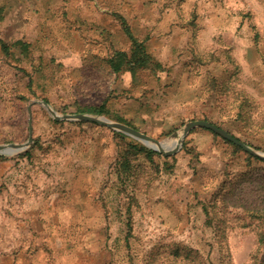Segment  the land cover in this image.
<instances>
[{
	"label": "rangeland",
	"instance_id": "obj_1",
	"mask_svg": "<svg viewBox=\"0 0 264 264\" xmlns=\"http://www.w3.org/2000/svg\"><path fill=\"white\" fill-rule=\"evenodd\" d=\"M0 39V264H264V157L39 102L264 154V0H0Z\"/></svg>",
	"mask_w": 264,
	"mask_h": 264
},
{
	"label": "water",
	"instance_id": "obj_2",
	"mask_svg": "<svg viewBox=\"0 0 264 264\" xmlns=\"http://www.w3.org/2000/svg\"><path fill=\"white\" fill-rule=\"evenodd\" d=\"M40 103H42L43 105H45L50 111L51 113L57 117V118H64V119H82V120H86V121H94L103 125H107L109 127H112L116 130L119 131H123L135 138L141 139L143 141H145L147 144H149L151 147H153L154 149L164 152V153H168V154H172L175 153L178 148L179 145L182 143L183 139L185 138V136L194 128L196 127H205V128H209L212 129L213 131H215L216 133H218L219 135L223 136L224 138L236 143L237 145L242 146L245 150L253 153L254 155H259L264 157V154L262 153V151H258L254 148H252L250 145H248L246 142H244L242 139H240L239 137H237L236 135H234L233 133H231L229 130L225 129L222 126H219L217 124H215L214 122L207 120V119H197V120H192L189 121L181 134H177L176 138H177V143L175 145V147L173 148H168L165 147L166 142L163 140H159L135 127H132L128 124L122 123V122H118V121H113L105 116H96V115H92V114H78V115H72V114H65V115H60L49 103L45 102V101H39ZM33 113L30 107V137L27 143H8V144H3L0 145V153H4V154H8V155H13L19 152H22L24 150H26L33 142Z\"/></svg>",
	"mask_w": 264,
	"mask_h": 264
},
{
	"label": "trees",
	"instance_id": "obj_3",
	"mask_svg": "<svg viewBox=\"0 0 264 264\" xmlns=\"http://www.w3.org/2000/svg\"><path fill=\"white\" fill-rule=\"evenodd\" d=\"M0 40L3 42L4 48H6L7 47L6 42L3 39H0ZM8 50L9 49L7 48V51ZM121 55H124V54L122 52H118V56H121ZM150 59H151L150 55L145 53L144 50L141 49V47H140V49L138 47L137 48L135 47L133 49L132 54H130V55L126 54L125 62L127 60V63L125 65L132 66L133 67L132 70L136 71L138 68H146L148 66V64H149L148 62H149ZM111 62H112V65L115 66L116 69H121L122 68V64L124 62V57H121L120 61H114L112 59ZM99 111L102 112L103 109L101 107H99ZM133 146H134V148L136 150L145 151L146 154H148V155L155 152L154 149H150V148H148L145 145L133 144ZM129 164L130 163H126V165H128V167H127L128 170H130V167H131ZM131 175H132V173H130L128 175V177L131 176Z\"/></svg>",
	"mask_w": 264,
	"mask_h": 264
},
{
	"label": "crops",
	"instance_id": "obj_4",
	"mask_svg": "<svg viewBox=\"0 0 264 264\" xmlns=\"http://www.w3.org/2000/svg\"><path fill=\"white\" fill-rule=\"evenodd\" d=\"M62 193L61 195H59L57 198L51 197L47 200V202L49 203V206L46 204L45 208H44V212H42V216H44L46 219H50V224L53 226L54 221L53 219H55L56 216H58L59 214L57 212H59L60 208H63L64 210L61 211L60 213L65 217V206H58V208L54 205V202L60 203V202H64L65 201V193H64V187L62 189ZM57 209V210H56ZM56 210V211H55ZM41 213V212H40ZM65 244L62 243L61 247H62V251H65ZM51 246H53V244L51 243ZM65 255V253L63 254ZM47 264V263H46Z\"/></svg>",
	"mask_w": 264,
	"mask_h": 264
},
{
	"label": "bare ground",
	"instance_id": "obj_5",
	"mask_svg": "<svg viewBox=\"0 0 264 264\" xmlns=\"http://www.w3.org/2000/svg\"><path fill=\"white\" fill-rule=\"evenodd\" d=\"M177 143V139L174 141V144H176ZM172 146V145H171Z\"/></svg>",
	"mask_w": 264,
	"mask_h": 264
}]
</instances>
